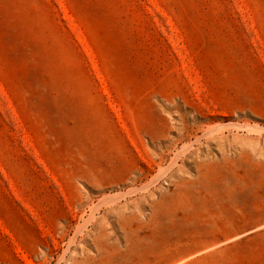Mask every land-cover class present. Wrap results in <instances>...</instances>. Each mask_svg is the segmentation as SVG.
Here are the masks:
<instances>
[{
	"label": "rangeland",
	"instance_id": "374dc122",
	"mask_svg": "<svg viewBox=\"0 0 264 264\" xmlns=\"http://www.w3.org/2000/svg\"><path fill=\"white\" fill-rule=\"evenodd\" d=\"M0 264H264V0H0Z\"/></svg>",
	"mask_w": 264,
	"mask_h": 264
}]
</instances>
